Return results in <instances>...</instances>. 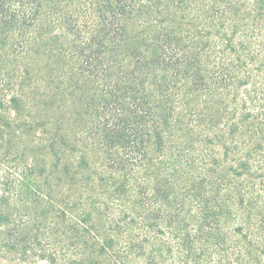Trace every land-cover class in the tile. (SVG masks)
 Returning <instances> with one entry per match:
<instances>
[{
	"label": "trees",
	"instance_id": "obj_1",
	"mask_svg": "<svg viewBox=\"0 0 264 264\" xmlns=\"http://www.w3.org/2000/svg\"><path fill=\"white\" fill-rule=\"evenodd\" d=\"M0 245L264 264V0H0Z\"/></svg>",
	"mask_w": 264,
	"mask_h": 264
},
{
	"label": "rangeland",
	"instance_id": "obj_2",
	"mask_svg": "<svg viewBox=\"0 0 264 264\" xmlns=\"http://www.w3.org/2000/svg\"><path fill=\"white\" fill-rule=\"evenodd\" d=\"M18 253L11 252L7 250L5 247L0 245V264H28V262H23L19 260ZM30 260V259H29ZM35 262V261H34ZM37 264H43L39 262H35Z\"/></svg>",
	"mask_w": 264,
	"mask_h": 264
}]
</instances>
